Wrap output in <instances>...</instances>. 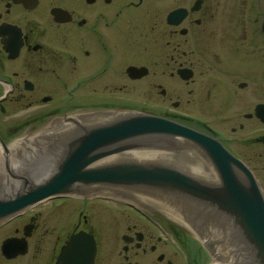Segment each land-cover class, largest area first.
<instances>
[{
  "label": "flooded vegetation",
  "instance_id": "obj_1",
  "mask_svg": "<svg viewBox=\"0 0 264 264\" xmlns=\"http://www.w3.org/2000/svg\"><path fill=\"white\" fill-rule=\"evenodd\" d=\"M135 113L217 142L264 196V0H0L1 203L12 140ZM145 140L136 160L215 179L198 144ZM178 215L116 191L0 212V264H229Z\"/></svg>",
  "mask_w": 264,
  "mask_h": 264
},
{
  "label": "water",
  "instance_id": "obj_2",
  "mask_svg": "<svg viewBox=\"0 0 264 264\" xmlns=\"http://www.w3.org/2000/svg\"><path fill=\"white\" fill-rule=\"evenodd\" d=\"M82 129L79 136L75 133L60 138L57 162L32 174L13 172L6 164L7 183L2 186L0 202L2 222L55 198L108 195L112 191L120 196L139 193L141 198L181 210L186 218L194 209L203 208L207 221L220 222L231 234L225 241L234 247L238 264H264V196L252 173L217 142L170 121L137 113ZM157 135L182 137L198 144L212 163L215 179L207 182L192 171L138 160L106 162L122 154L145 151V139ZM9 246L7 243L5 250Z\"/></svg>",
  "mask_w": 264,
  "mask_h": 264
},
{
  "label": "rangeland",
  "instance_id": "obj_3",
  "mask_svg": "<svg viewBox=\"0 0 264 264\" xmlns=\"http://www.w3.org/2000/svg\"><path fill=\"white\" fill-rule=\"evenodd\" d=\"M61 124L55 125L52 128V132H53L52 138L54 139L52 140V142L47 141L49 143L39 142L33 144V140H32L33 138L30 139L26 136H22L18 139L12 140L11 144L8 145V147H11L15 143H19L21 141L26 143L30 142V145H28L27 143L29 149L25 151V156H24L25 160H22L21 157L20 158L18 157V159L21 160L22 164L24 165V170H23L24 175L32 174L35 171L47 166V164L57 162V157L61 152V150L57 148L59 144L58 142H62L60 138H64V139L68 138V135H71L73 133L71 131L74 125L75 127L83 126V125L88 126L90 123L87 121V124L86 123L75 124L72 121H67ZM94 125L97 124L94 123ZM141 153H143V151ZM134 155L137 156V154ZM164 208L166 211H170V212L172 210L174 211V209L171 210L168 207H164ZM185 216H186L185 214L184 215L182 214V216L179 215V221L181 222V225L188 229L189 233L191 234V237L194 236L199 238L201 237V239L204 240V243L212 248L214 252L213 253L214 257H218L215 249L219 248L218 247L219 245L211 241L209 239L210 235L207 233V231L210 230L211 223L207 224L202 220V218L196 217L194 215L193 216L191 215V217L189 218H186ZM218 251L219 250L217 249V252ZM223 258H225V255H221V259Z\"/></svg>",
  "mask_w": 264,
  "mask_h": 264
},
{
  "label": "bare ground",
  "instance_id": "obj_4",
  "mask_svg": "<svg viewBox=\"0 0 264 264\" xmlns=\"http://www.w3.org/2000/svg\"><path fill=\"white\" fill-rule=\"evenodd\" d=\"M97 120L98 121L95 122L97 125H103V124H106L107 123L103 118H99ZM73 123L79 124L77 122H73ZM81 123H86L87 124V122H81ZM89 123L90 124L88 126L83 125V126L75 127V125H74L73 126V129L71 131V132H73L72 134L74 135L75 133H77V134L78 133H82V130H83L82 128L87 129V128H89V127H91V126L94 125V123L91 122V121ZM91 123H92V125H91ZM61 125H63V124H61ZM32 140H33V144L34 143H39V142H45V143L52 142L51 139H46V138H42V137L33 138ZM52 140H54V139H52ZM47 141H49V142H47ZM27 143H28V145H30V142H27ZM27 143L21 141L19 143H15L14 145H12L10 147V154L7 155V157H6L7 160H5L4 157H3V160H2V174L4 172H6L5 167H4L5 164H9L10 169L13 172H16V173H19V172H21V170H24V165L22 164V161L18 159V157L19 158L21 157L22 160H25L24 159L25 158L24 157L25 156V151L29 149V147L27 146ZM138 152H131V153H128V154L127 153L126 154H122V156L120 155L117 158L109 159L106 162L108 164L109 163H117V162H121V161H123V159L129 158V157L130 158L133 157L134 160H136L137 156H135L134 154H138ZM143 154H141L139 156H142ZM137 196L140 197L141 194L138 193ZM180 216H182L181 210H180ZM207 233L210 235L209 239L211 241H214L216 244H219V246H218L219 248L218 249L221 251L222 255H225L224 260L227 263H229V264H236V257L234 255L235 254L234 253V251H235L234 250V247L231 246V244H229L227 241H225V239H223L222 242H220V240H219L221 238H227L228 237L229 234L226 232V230L223 229L222 231H218L216 229V227H214V226L211 225L210 226V230H208ZM243 261H245V259H243Z\"/></svg>",
  "mask_w": 264,
  "mask_h": 264
}]
</instances>
